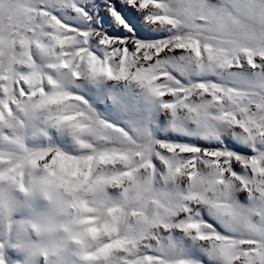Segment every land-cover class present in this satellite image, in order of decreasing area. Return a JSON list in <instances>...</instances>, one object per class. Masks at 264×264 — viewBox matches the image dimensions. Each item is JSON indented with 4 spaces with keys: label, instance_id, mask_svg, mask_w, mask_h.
<instances>
[{
    "label": "snow or ice",
    "instance_id": "6c2138e0",
    "mask_svg": "<svg viewBox=\"0 0 264 264\" xmlns=\"http://www.w3.org/2000/svg\"><path fill=\"white\" fill-rule=\"evenodd\" d=\"M26 172L82 264H264V0H0V182Z\"/></svg>",
    "mask_w": 264,
    "mask_h": 264
},
{
    "label": "clouds",
    "instance_id": "9594fccd",
    "mask_svg": "<svg viewBox=\"0 0 264 264\" xmlns=\"http://www.w3.org/2000/svg\"><path fill=\"white\" fill-rule=\"evenodd\" d=\"M83 218L80 208L27 172L15 183L0 182V243L22 247L30 264H82Z\"/></svg>",
    "mask_w": 264,
    "mask_h": 264
},
{
    "label": "rangeland",
    "instance_id": "374dc122",
    "mask_svg": "<svg viewBox=\"0 0 264 264\" xmlns=\"http://www.w3.org/2000/svg\"><path fill=\"white\" fill-rule=\"evenodd\" d=\"M2 239L3 237L0 235V241ZM4 252L6 264H30L25 250L12 241L4 244Z\"/></svg>",
    "mask_w": 264,
    "mask_h": 264
}]
</instances>
